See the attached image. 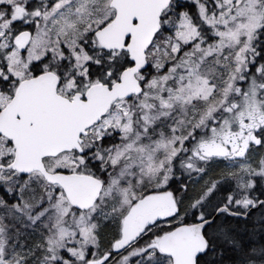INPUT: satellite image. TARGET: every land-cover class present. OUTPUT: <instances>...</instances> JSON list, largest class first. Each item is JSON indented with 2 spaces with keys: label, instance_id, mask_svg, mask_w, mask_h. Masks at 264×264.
<instances>
[{
  "label": "snow or ice",
  "instance_id": "snow-or-ice-1",
  "mask_svg": "<svg viewBox=\"0 0 264 264\" xmlns=\"http://www.w3.org/2000/svg\"><path fill=\"white\" fill-rule=\"evenodd\" d=\"M0 264H264V0H0Z\"/></svg>",
  "mask_w": 264,
  "mask_h": 264
}]
</instances>
